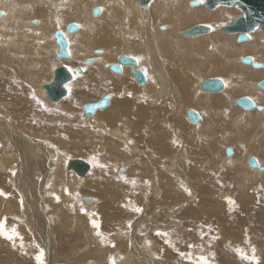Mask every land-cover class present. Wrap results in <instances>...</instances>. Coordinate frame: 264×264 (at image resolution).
Masks as SVG:
<instances>
[{"label":"bare ground","instance_id":"1","mask_svg":"<svg viewBox=\"0 0 264 264\" xmlns=\"http://www.w3.org/2000/svg\"><path fill=\"white\" fill-rule=\"evenodd\" d=\"M2 1L3 0H0V16H2L0 17V65L11 66L10 70L12 71H13L12 67L15 66L14 70L19 71V68L16 67L17 65H19V63L15 62L14 64L13 59L8 58L11 55H13L14 57L17 58V60H19L20 55L22 54L27 59L33 61L31 68L29 67L31 64H29L28 66L32 73V84H36V81H38L39 79L40 80L44 79V81L43 80H41V82L39 81V84L41 83L39 86V90H40L39 93H42L45 99H46V93H45L46 91L44 90L43 86L53 81L54 74L57 69L66 68L74 76L73 81L66 84V88L68 89L69 93L70 91L74 90L73 96L65 100L66 98L70 96L68 94V96H66L62 100L63 102L61 101L59 105L56 104L55 105L56 107L50 110V112L55 115L67 116L68 119L66 118L67 119L66 122L65 123L63 122V123L68 128L63 129L62 126H60L62 127V129H58V127L54 128L49 123L50 121L49 119L48 121H46L42 117L39 118L38 120H35L33 118L34 121L32 123L31 121L28 122V119L30 120L31 118L30 117L31 114L36 115L37 106H39V103L37 100L38 98H36L32 94L28 96V100L25 99L26 97L25 98L23 97L25 100L23 98L21 100L16 98L17 100H19V106L10 113L11 117L9 118L12 121L15 120V122H19L20 124L24 122L21 124L22 127L20 126L22 129H26L24 127L29 126L35 132H39V133L40 131L47 132L49 130L53 133V130H55L56 133H60V136L62 134L65 135L69 133L70 131L76 130L74 129L75 127H77L78 128L77 130L80 132L81 127H83V126L78 125L80 121H83V122L87 121L91 123L94 121V124L92 125V127L91 126L89 127L91 128L95 127V129H96V125L98 124H100V126L102 127H105L106 130H111L112 127L117 126L119 128L112 131V134L114 135V137L112 138L114 139L116 137L117 138L116 141L114 140L111 141L109 136L106 137V135H104L106 132H103L104 136L101 138L102 136L101 135L100 140H99L102 142L103 146H100L101 148L98 149L96 146L93 145L94 147L92 148H94L95 150H98V152L100 153L109 151L110 153L114 154L117 157V159L115 157L114 158L116 159L115 162H118V163H121V159L123 161L125 160V158L127 159V157H125L124 154L116 153V150H113L110 147H106L104 145V142L106 143V142H109L110 140L109 143H111L112 145L114 144L116 146H120L122 148H127L128 145H130L131 143L136 146V147L134 146L135 148H139V144H142V143L143 145L144 144L146 145V146L144 145L145 149L142 154L145 157H146L145 153L147 154L148 163H139V165L135 166L136 162L139 159L127 160L130 162H126V164L122 166L120 165L119 167L117 165V169L115 172L114 170L116 168L115 162L112 161L110 165H107V163L102 164L100 162H97L96 164L90 158V160H87V162L92 164V170L91 172H89L88 176H86L87 178L85 177L86 179L85 178L82 179V178H79L73 171H70V172H73L74 175L69 174L70 172L68 170V167H69V163L73 160H76V159L86 160L88 159V156H92L93 152L91 150H88L89 148H87L86 145H89V144H86L85 145L86 152L83 155L87 157L79 155L76 158H73L70 162H68L66 172H68L69 175L67 176L68 177L67 179L65 176H64L65 179L62 177L64 172L61 171L62 172L61 174L62 182L70 181V184H72L73 187H75L76 185L78 187L82 186L84 190H87L88 192H92L93 194L99 191L97 192L99 194L98 196L103 198L102 199L103 203L102 205H100L98 203L99 198H97L95 195L88 194V196H90L88 197L87 195L83 194L80 198L83 206H85L86 208H90V209H93L94 207L97 210H99L102 206L107 205L105 201L113 200L112 192L113 190L116 189L117 186H119V188L122 190L123 188L121 187L123 186L130 188V186H128L129 184L127 185L129 181L132 184V189H133L132 192L134 193L135 190L139 188L138 186L141 182L143 173L149 174L150 171H147V170L152 168L153 162L155 161V157L157 158V156H159L160 158L158 163L157 162L154 163L155 166L158 167L159 170H160V167L163 168L162 162L164 161L166 149L170 150V152L172 153V157L175 158L176 156L174 162L171 160V158H169L170 160H166L167 164H169V169L174 170L173 171L174 174H176L177 172L181 174L179 178L174 176V178H177V179L173 183L168 184L165 187V191L171 190L172 193L173 191L176 193L172 197H169L167 193H165L166 195H163L162 194L163 190L162 191L156 190V186L155 187L151 186L152 184L155 183L151 180L152 181V184H150L151 193L152 192L154 193L153 199L155 201L156 200H161L164 202L169 201V203L170 201H172L175 203L174 205L166 204L164 207L159 208V211L161 210V212L157 210L158 214L163 212V220L167 219V216L169 214L168 212L166 213V210L173 209V208H175L177 211V217L175 218L173 217V220L180 219V210L184 209L183 207H184L185 201H182V198L179 196L178 193L186 184L189 189V198L187 201L188 202L190 201L186 208L193 210L191 208L194 205L193 197L195 196L197 198L198 195H197V192L195 191L194 185L191 184L192 180L188 181V179L186 180V177L184 176L183 171L184 169L186 170V166H191L195 164L197 167V170H196L197 178L200 181L206 178L209 181L213 182L214 185H217V186H219L220 182H226V181H222L225 177H223V179H215L214 177H212L213 174L211 176V173H215L216 171L219 172V170L223 166L228 168L231 171V173L236 177L242 176L244 178L251 179L250 181H254L258 178L259 182L260 181L264 182V90L259 87V84L261 82H264V53H263L264 50L263 51L261 50L262 52L260 51V48L264 49V31L262 32L259 30V31L250 33L248 35V41L246 42L238 41L239 34L230 35V34L225 33L223 31V28L230 25L227 22V18H231L232 16H238V18L241 17L242 14L239 11L235 9H230L229 7H226V6H218L215 8V10H211V11L207 9H206L207 11H205L204 10L205 7L201 5L195 8L189 6L191 2H199L198 0H169V1L168 0H153L147 7L142 6L139 0H123V1L120 0V4H126V6L124 7L125 8L124 12L123 11L121 12L122 17L124 19L127 18V21H126V19L124 20V19L119 18V15H120L119 11L121 8L118 10V13L114 10V8L118 7L116 5V0H71L69 1L70 2L69 5H66V3H68L67 2L68 0H63L64 7L67 8L66 10L68 12L71 11V13L73 12V14L68 13V15L66 16L67 19L64 20V22L62 23L60 20V14H61L60 13V7H61L60 0H4V4L1 3ZM61 4L63 3L61 2ZM97 7L101 8V13L99 17L94 18L93 10ZM11 11H13V14ZM185 11L187 12L190 11L189 13H187L188 14L187 17H184ZM7 13L9 14V16ZM225 16H228V17L226 18ZM1 18H5V19H1ZM61 18L64 19L63 16ZM20 20L22 21V23H21V26L19 27ZM33 21L37 22V24H33L32 23ZM29 23H31V25ZM72 23L78 25L79 27L78 32H75V33L68 32V28ZM121 23H124V24L121 25ZM31 26H33V28H35L40 33L39 39H38V36H39L38 33H36L37 38H35L33 35L31 36L29 34L30 31L29 33L27 32L29 35L25 34L24 32L25 30L33 29ZM121 26H123V28ZM195 26H205L209 29V33L207 35L198 36V37L186 36L185 34L188 33ZM161 28L164 31H162ZM19 29H20V32H19ZM122 29L123 31H125L124 33H122ZM56 32L57 34L61 33L62 35L67 37L66 39H68V58L59 57L60 47L57 45V42H56L57 41V39L55 38ZM257 34H259V36H257ZM235 36H236V40H232L233 38H235ZM3 37L6 38L5 40L6 43H3V41H1ZM254 38H255V41L253 40L254 41L253 43L251 39H254ZM116 39H118V41ZM146 48L148 49V52L145 51ZM241 49H243V52H244L243 56L240 59H233L232 56ZM19 52L21 53L19 54V56L15 55L16 53H19ZM192 56H194V58H190ZM122 57H126L127 59H131V57H133L137 60L138 66L136 68L141 69L146 75L147 83L144 86L142 87L139 86L134 80V78L132 77L133 76L132 67L122 66L120 64V59ZM246 57H251L253 60V64L261 65L262 67L255 68L253 65H244L242 63V60ZM53 58L57 59L56 60L57 65L54 69H52L53 73L50 76L47 70L49 68V65L50 64L52 65ZM51 59H52V62H51ZM90 61H91V64H88L87 62H90ZM243 65L249 68V70L259 75H255L251 78L243 79ZM39 66L41 67L40 70H38ZM107 66H108V69H107ZM115 66L120 67L123 70V72L119 75L115 74L112 71L115 68ZM29 68L27 70H29ZM78 68H82L81 74H76V71L78 70ZM35 70L39 71L37 73L38 74L40 73V74L35 75L36 73ZM49 70L51 69L49 68ZM14 74L15 73L13 72V75ZM11 76L12 75L7 74L6 78H10ZM1 78L3 80L5 79L3 77ZM15 79L13 82H15ZM83 79H85V82L86 80L88 82V83H85L84 85L85 89L83 88V86L79 85V84H83L81 82ZM210 79L220 80L224 86L223 90L220 91L219 93L204 92L201 86L203 85L204 82ZM198 80H200L199 86H197ZM101 81L103 83H101ZM101 84H104L106 88L103 87V85ZM136 84L141 88L137 87ZM99 85L102 88L99 87ZM88 87L90 88L92 92L90 94L91 96L93 95L98 96L96 99H85L86 97L92 98L91 96H88L87 94V91L89 89ZM95 87H96V90H94ZM156 88L159 89V92L156 94V96L155 94L143 95L144 90L151 91L153 89L156 90ZM4 90L5 89L3 88V91ZM26 94L24 95L27 96L28 94L27 95ZM99 94H100V97H99ZM173 94L174 95L176 94L175 97L173 96ZM105 95L111 98L109 106L106 109L98 112L93 118L85 119V116H83L84 114H82L84 105L87 103H97ZM119 95H123V97L120 98ZM172 96H173V100L171 101L172 103H174L176 107L178 105L184 104L186 105L185 107H187V109H185V111L180 110L179 112L177 111V109H174L173 112H175V116L173 119L172 118L169 119L168 116L170 114H173V112L170 113L169 108H167L168 106L166 103L170 102V98ZM165 98H167V100H165ZM242 98L243 99L246 98L247 100H249L253 104V109L244 110L238 107L237 101H239ZM233 103L235 104V106L233 105ZM68 104L71 105L76 110L78 107H80L79 112L81 113L80 116L82 117H80L79 114L78 116L79 118H81V120L78 118L76 113H73L74 112L73 110H71L72 112L69 111L71 108L68 111L67 109L65 110L62 108ZM190 110L198 112L200 120L196 124H191L188 121L187 113ZM216 111H219V113L214 114ZM2 112L4 113V111ZM165 112H167L166 115H165ZM53 114H43V115L49 116ZM219 115H220V118L217 119V116ZM180 116L183 120V123H184V120H186L185 121L186 125L184 124L185 129L180 130L182 134L180 135L177 134V129L179 128H176V126H173V127L171 126L172 128L168 127L167 130L163 131L164 123L161 122L163 118H166L165 120L168 121V123L167 122L166 123L169 126V123H171L172 120H173L172 123H176L175 121L176 119H178L177 117H180ZM4 118H5L4 116L3 118L0 117V122H2L0 123V126L2 124L1 126L2 130L4 131L5 129L6 134L7 135L10 134L11 139L14 140L18 148L17 149L18 155L23 154L25 152L24 153V157H25V155L27 154L26 151L29 146L35 151L37 148L33 143L25 142V140H27V139L24 140L25 138L24 135L26 133L24 135L21 134L19 131L18 133H15L14 132L15 130H12L11 126L9 128V126L6 123L4 124L3 122ZM224 121H226V123H224ZM232 123H235V125L236 124L241 125L245 132L243 133V132H238L237 130H232ZM178 124H181V123H178ZM148 125L152 127L153 132L157 134V136L154 139H151L147 132L142 131V129L145 131ZM139 126H141V129H139ZM122 130L123 132H127L125 135L129 138V139L127 138L128 140L124 137V134H122L123 133ZM91 131L93 132V130ZM97 132L99 133L101 131H97L96 129V134L98 136ZM186 132H190V134L194 133L195 136L194 134L192 135L186 134ZM88 133H89V136L90 135L92 136V134L90 133V129H88ZM40 134L42 135V133ZM84 134H86V132ZM18 135H20V137L22 138H18L17 137ZM182 135H186L187 149L180 151L181 149L180 144L182 146L185 143L175 142V138L177 139L182 138L181 137ZM214 137H218V139L222 137V139L219 142L217 141L215 143ZM45 138L46 137H44V139ZM63 138H65V136H63ZM95 139H97V137H95ZM103 139H106V141H104ZM21 140L24 142L23 144L25 147L24 150H21L19 148V146L21 145ZM152 140L159 142L158 144L163 145V147H161L160 145L157 148L155 157L152 155L153 152L150 153L151 145L149 146L150 149L147 147L148 142ZM27 141H29V139ZM35 143H38V142L35 141ZM78 143L80 144L81 142L78 141ZM176 143H179V144H177L176 146L174 145ZM218 143L223 144L222 146L223 148L222 147L221 148L223 149L222 153H223L224 158L221 161H218V156L220 155V150H221L220 145ZM165 144L171 145V147L167 146V148L165 149L166 147ZM83 146H79V149L83 148ZM46 147L48 148L49 152L52 151V148L49 149L50 147H48L47 145ZM195 147H198V152L201 154L202 160H198L196 158L197 152L193 151V148ZM43 149L46 150L45 148H42L41 150ZM94 149L92 150L95 152ZM228 149L232 150V155L230 157H227ZM44 150L35 152V154L37 155L35 156V162L37 164H41L42 167L47 164L46 158H44L45 160L43 159V156L47 155V151H44ZM65 151H68V150H65ZM137 153L139 152L135 149L134 155H131V154L129 155L133 156V158H136ZM104 154L106 153H103V155ZM93 157L95 156L93 155ZM190 157H193V159L190 160L189 159ZM250 158H253L256 160L257 165H258L257 169H249V167L247 166L248 165L247 161ZM6 160H3V162H5ZM24 160L26 162L25 165L27 164L28 166V161L25 158ZM108 160L106 161L104 159L102 161L108 162L109 164L110 162ZM243 160H244V166H240V163ZM54 164L55 163L50 164L51 170H53L54 172L57 169L59 172V169L61 170V167H62L61 164H57L56 169H55ZM134 166H135L134 169L135 171H137V173L136 174L132 173V174L134 176L133 179L135 177L137 178V184L136 183L133 184L134 181L132 182L131 180H129L131 176V169ZM1 168H4V163H2V165L0 164V169ZM111 169L113 170L111 171ZM109 170L112 172V173L110 172L111 175L108 173ZM120 172H123V173H120ZM139 172L142 174H140ZM189 172L191 174V169L189 170ZM231 173L229 172L228 174H231ZM186 174H188V170H186ZM221 174H225V173L222 172ZM170 176H172V174ZM155 177H156V174H155ZM20 179L21 177L19 176L17 182ZM67 182L64 185H67ZM19 185L22 187V184L19 183ZM107 185H108V188L106 187ZM82 187L79 188L78 191L76 190L77 193L80 192L81 190L82 192L85 193ZM39 191L41 193V188ZM132 192L131 194L126 195L125 197L132 196L133 195ZM23 193L25 194V198L28 199V197H26L25 191ZM116 194H119V193H116ZM35 198H37V196ZM85 198H89L90 201L85 202L84 200ZM41 199L43 202L44 198L42 197ZM65 199L68 200V199H71V197L67 196ZM34 200L35 199L31 201H34ZM218 200H221V199H218ZM203 205L205 206V204ZM44 206L42 207V215H39V216L42 219L43 225H44V232H43L44 246H47L46 244H48L49 242V237H50L49 235L51 234V230L48 227V224L46 225L47 219H46V216L44 215V213L46 212L44 210ZM210 206H213V205H210ZM118 207H119V211H117L118 208L116 209L115 205L112 203L110 208L106 210L107 214L106 215L103 214V216L106 217L107 221L109 222L106 228H112L110 220L113 218V215H117L118 213L122 216L121 218L122 221L128 222L130 220L131 212L129 208L127 206L121 208L120 202L118 204ZM262 208L264 210V206ZM204 214L205 213H203L202 211L196 210L193 216L190 215V223L187 220H184L183 226L188 227L189 225H191L192 228H198V225L195 223H198V219L199 221L203 220L202 216H204ZM145 216H148V215L145 214ZM36 218H38V215ZM173 220H171V222ZM141 221L142 219H140V221L136 223V225L139 224ZM126 225L127 224L119 225L118 227L123 228L124 226L126 227ZM168 225L166 226L164 224L162 228H165V227L169 228ZM182 231L184 232V230ZM178 232L179 230L177 231V233ZM193 233L194 232H192V234ZM178 236L179 235H177V237ZM204 236H206V234ZM89 237H91V234ZM254 240H255L254 236H251L249 238L248 244L251 245ZM190 241L191 240H189V242ZM172 242H173V239H172ZM181 242H186V240L181 241ZM163 247L165 248L164 250L165 256L163 254V256H161L163 258L160 257L161 259H163L162 263L163 264H173V262L169 263L168 262L169 260L164 261V257L165 258L168 257L171 260V259H174L173 256L176 254L172 256L171 254L173 252L169 250V247L167 248L165 247V245ZM196 248H200V247L198 246ZM47 249H48V252L51 253V245H49ZM168 251L172 253H169ZM192 255L190 253L185 255V257H187L186 261L188 260L187 264L196 263L192 261L193 259ZM129 257L133 258L132 260L134 262V257H131V256ZM119 259L124 260L125 256H123L120 253ZM136 259L141 260L140 258H136ZM140 262H142L143 264H148L145 261H139V263ZM128 263L125 260L122 262V264H128Z\"/></svg>","mask_w":264,"mask_h":264},{"label":"rangeland","instance_id":"2","mask_svg":"<svg viewBox=\"0 0 264 264\" xmlns=\"http://www.w3.org/2000/svg\"><path fill=\"white\" fill-rule=\"evenodd\" d=\"M69 1H71V0H68L67 1L68 3H66V5L70 4ZM61 2L63 4H61ZM1 3L4 4V0ZM60 5H61L60 13L62 14V15L60 14V20L63 23L64 20L67 19L66 16L68 15V13L73 14V12L71 13V11L68 12L66 10L67 8L64 7L63 0H60ZM116 5L118 7H116L117 9L114 8V10L118 13V10L121 8L119 11L120 12L119 18L124 19L121 15V12L122 11L124 12V10H125L124 7L126 6V4H120V0H116ZM230 9H235L242 14V12L239 9H236V8H230ZM25 10H27V9H25ZM61 10H63V11H61ZM204 10L207 11L205 8H204ZM11 12L13 14V11H11ZM189 12L190 11H188V12L185 11L184 17H187V15H188L187 13H189ZM8 16H9V14H8ZM23 16H25V15H23ZM62 16L64 17V19L61 18ZM0 17H2V16H0ZM225 17L227 18L228 16H225ZM1 19H5V18H1ZM125 19L127 21V18H125ZM237 19H238V16H232L231 18H227V22L231 25V24L235 23ZM21 23H22V21L20 20L19 27L21 26ZM32 23L37 24V22H34V21ZM29 24L31 25V23H29ZM123 24L124 23H121V25H123ZM30 25H28V26H30ZM31 27L33 28V26H31ZM121 27L123 28V26H121ZM161 30L164 31L162 28H161ZM29 31H30V33H29ZM19 32H20V29H19ZM24 32L27 35H29V34L31 36L33 35L35 38H37L36 33H38L39 34L38 39L40 37V33L35 28H33L32 30H25ZM124 32L125 31H123V29H122V33H124ZM257 33H259V32H257ZM257 36H259V34H257ZM256 38H258V37H256ZM5 40H6V38L3 37L1 41H3V43H6ZM116 40L118 41V39H116ZM232 40H236V36ZM251 40L255 41V38L251 39ZM238 41H239V39H238ZM254 41H253V43H254ZM261 50L263 51L264 49L260 48V51ZM145 51L148 52V49L146 48ZM263 53H264V51H263ZM17 54H21V53L19 52V53H16L15 55H17ZM242 56H243V49L239 50L236 54H234L232 56V58L233 59H240ZM8 58L13 59L14 64H15V62H18L20 67H19V65H17L16 67L19 68V71H15L14 70L15 66H13L12 67L13 71H12V70H10L11 66L0 65V76L5 78L4 79L5 81H4L0 77V80H1L0 81V86H1L0 90H2V91H0L2 93V94L0 93V100H2V101H0V117L1 118H3V116L5 117L4 121L3 120H1V121H3L4 124L6 123L9 126V128L11 126V129L15 130L14 131L15 133H18V131H19L23 135L25 133L28 134V135H26V134L24 135L25 136L24 140L29 139V141L25 140V142L33 143L37 149L34 151L29 146L27 151H26L27 154L25 155V157H24L25 152L23 154L18 155V152H17L18 148H17L14 140L11 139L10 134L9 135L6 134V131L4 128H3L4 131L2 130V127H1L2 124H1V126H0V164L2 165V163H4V168L0 169V193H3V194H0V264H40V261L37 260V256L39 255L41 250L45 254L44 255V264H113V258L115 259V264H122V262L124 260L127 263L130 261L129 262L130 264H143L142 262L139 263V261H145L148 264H163L162 263L163 259H161L163 257H161V256H163V254L165 256V251H164L165 248L163 247L164 245L167 248L169 247V250L173 252L172 253V252L168 251L169 253H172L171 254L172 256L174 254H176L173 256V258L175 260L174 259L170 260L168 257H166V258L164 257V261L169 260L168 262L169 263L173 262V264H187L188 260L186 261L187 257H185V255L188 253H190L191 255L193 254L192 255V257H193L192 261L196 262L195 264H201L202 263L201 259H200L201 257H204L209 264H264V216H263L264 210L262 208L264 206V182H261V181L259 182L258 178L254 181H250L251 179L244 178L242 176L236 177L231 173V171L228 168L223 166L225 169L222 167L219 170V172L216 171L215 174H213V177H216L217 179H223V177H225L222 181H226V182H220L219 186H217V185H211L210 186L209 185V187H208V185L203 184L197 178V175L195 174L196 171L191 176V174L189 172L190 166H186V170H188V174H186V170L184 169V171H183L184 176L186 177V180L187 179H188V181L192 180L191 184L194 185L195 191L197 192V195H198V197H197L198 199L195 196L193 197L194 198L193 199L194 205L193 206L191 205L192 206L191 208L193 210H191L190 212H191V214L192 213L194 214L196 212V210L202 211L203 213H205L204 216H202L203 220L199 221V219H198V223H195L198 225V228H192L191 225L188 226L189 228L183 226L184 220H187L190 223V213L186 214L184 212V209L188 206V204L190 202V201L189 202L187 201L189 198V189H188L187 184L178 193L179 196L182 198V201H185L184 207H183L184 209L180 210V216L181 217L178 221L173 220V217L174 218L177 217V211L175 208L166 210V213L167 212L169 213L168 214L169 217L166 214L167 219H165V220H163V212L160 214L157 213V210L159 211V208L164 207L166 204H168V205H174L175 204L172 201H170V203H169V201L168 202L167 201L164 202L161 200L155 201L153 199L154 193L153 192L151 193V186H153V187L156 186V190H161V191L163 190V192H162L163 195H166L165 193H167V195H169V197H172L176 194L174 191L172 193L171 190L165 191L166 185L173 183L177 179V178H174V176L179 178L180 174H181V173L179 174L178 172L176 174H174L173 173L174 170L169 169V164H167V162H166V160H170L169 158H171V160L174 162L175 158H176V156H175V158L172 157V153L170 152V150L166 149L167 146L171 147V145L165 144V146H166L165 152L166 153H165L164 161L162 162L163 168L160 167V170H159V168L156 167L154 163L155 162L158 163L160 158H159V156H157V158L155 156H156L157 148L160 145H161V147H163V145L158 144L159 142H156L154 140L148 142L147 147L149 148V146L151 145L150 146L151 149L150 148L149 149H150V153L153 152L152 155L155 157V161L153 162L152 168L147 170V171H150L149 174L143 173L142 178H141V182L138 186L139 188H137L134 193L132 192L133 191L132 184L129 181L127 183V185L129 184L128 186H130V188L123 186L124 185L123 184V185H121V186H123V187H121V188H123V190H124L123 191L122 189L119 188V186H117L116 189L113 190V192H112L113 200L112 201L111 200L105 201L107 203V205L102 206L99 210H97L94 207H93V209H90V208H86L85 206H83V204L80 200V198L83 194H85L87 196H88V194L95 195L97 198H99L100 202L98 201V203L100 205H102V203H103L102 199L103 198L98 196L99 194L97 192H99V191H97L95 194H93L92 192H88L87 190H84V188L82 186L78 187L76 185L75 187H73L72 184H70V181H68V182L67 181H65V182L61 181L62 180L61 174H62V172H64L62 175V177L64 179H65V177L67 179L68 178L67 176L69 174L74 175L73 172L69 171L70 172L69 174H68V172H66L68 162H70L73 158H76L79 155L85 156L83 154H85V152H86L85 151V145L86 144H89V145H86V147L89 148L88 150H91L93 152L92 156H88V159H86V160H90V158H91L93 160V162H95L96 164H97V162H100L102 164L107 163V165H110L112 161L115 162L117 157L114 154L110 153L109 151H106V152H103V153H106L103 155L102 152L100 153V152H98V150H95L92 147L96 146L99 149V148H101L100 146H103L102 142L99 141L101 135H102L101 138L104 135H106V137L109 136L111 141L112 140L116 141V139H117L116 137L114 139L112 138V137H114V135L112 134V131L118 129L119 127L114 126L111 128V130H106L105 127H102V126H100V124H98V125H96V129H97V131H101L99 133L97 132L98 136H99L98 137L96 134L95 127L91 128L92 125L94 124V121L92 123L87 122V121H86L87 123L80 121L78 123V125L83 126V127H81V131H80L82 133H80L77 130L78 128L75 127L74 129H76V130L70 131L69 133H67L65 135L62 134L63 136H65V138H63L62 135H61L62 136L61 137L60 133H56L55 130H53V133H55V134H53L49 129L48 130L50 132L49 131H47V132H44V131L41 132L40 131V133H42V135H41L39 132H35L29 126H27L29 129L27 127H24L26 129H22L21 124L24 122H22L20 124L19 122H15V120L12 121L9 118V117H11L10 113L12 111H14L15 108H17L19 106V100H21L23 97L24 98L26 97L25 99L28 100V96H30L31 94L33 96H35L36 98H38L37 100H38L39 106H37L36 115L30 113L31 118H30V120L28 119V122L31 121V123H32L34 121V119L38 120L39 118L42 117L46 121H48V119H49L50 120L49 123L54 128L58 127V129H62V127H63V129L64 128L66 129L68 127L66 125H64V123L66 122V120L68 118H67V116H59V115H55V114L50 112V110L54 109L56 106L49 104L48 101L42 95V93H39L40 92L39 86L41 84V83L39 84V81L40 82H41V80L44 81V79H41V80L39 79L38 81H36V84H32V73H31L30 68L32 66L33 61L27 59L22 54L20 55L19 60H17V58L14 57L13 55L9 56ZM131 58H133V57H131ZM190 58H194V56H192ZM14 59H16V60H14ZM56 60L57 59L53 58V62H52V59H51L52 65L51 64H50L51 66L49 65V68L51 70H49V68L47 70L50 76L53 73L52 69H54L57 65ZM54 61H55V63H54ZM53 63H54V65H53ZM87 63L91 64V61L87 62ZM29 64H31V65L29 66ZM28 68H29V70H27ZM38 68L37 69L40 70L41 67L39 66ZM78 69H82V68H78ZM107 69H108V66H107ZM2 72H3V74H2ZM13 72L16 75L18 74L17 75L18 77L15 74L13 75ZM35 72H34L35 75L40 74V73L39 74L37 73V72H39L37 70H35ZM7 74H10L12 76L10 78H6ZM15 78H17V79H15ZM14 79H15V82H13ZM81 82L83 84H79V85L83 86V88H84L85 83H88L87 80L85 82V79H83ZM199 82H200V80H198L197 86H199V84H200ZM101 83H103V82L101 81ZM3 85H4V87H3ZM101 85H103V87L106 88V86L104 84H101ZM136 86L139 87L137 84H136ZM6 87H8V88H6ZM99 87H101V86L99 85ZM3 88L5 89L4 91H3ZM139 88H141V87H139ZM19 89H20V91H19ZM94 90H96V87L94 88ZM153 90H151V91L150 90H144L143 95L155 94V96H156V94L159 92V89L156 88V90H154V91ZM91 93L92 92L89 88L87 91L88 96H91L90 95ZM24 94H26L27 96H25ZM73 94H74V90L70 91V93H69L70 96L68 98H66L65 100L69 99L71 96H73ZM175 95L173 94L174 97H175ZM4 96L5 97L7 96V97L5 98ZM105 96H107V95H105ZM173 96L170 98V102L166 103L168 106L167 108H169L170 113H172L174 109H177L178 112L180 110L185 111V109H187V107H185L186 105L181 104V105H178L177 106L178 108H177L174 105V103H172L171 100H173ZM91 97L92 98L86 97L85 99H96L98 96L93 95ZM99 97H100V94H99ZM119 97L122 98L123 95H119ZM16 98H18L19 100H17ZM165 100H167V98H165ZM20 102H22V101H20ZM43 105H45V106H43ZM233 105L235 106L234 103H233ZM62 108L65 110L67 109V111L71 108L69 110L70 112H72L71 110H73L74 111L73 113H76L77 116H78V114H79V116L81 115V113L79 112L80 107H78L76 110L75 108H73L71 105L68 104ZM2 111H4V113ZM1 112H2V114H1ZM22 112H23V110H22ZM166 113L167 112H165V115H166ZM218 113H219V111H216L214 114H218ZM43 114H53V115L44 116ZM82 114H83V112H82ZM79 116H78V118H79ZM174 116H175V112H173V114H170L168 116V118L173 119ZM181 116L177 117L179 120L178 119H176V121L174 120L176 123H172L173 120L172 121L170 120L171 123H169V126L167 124L168 121L165 120L166 118H163L161 121L162 123H164L163 124V128H164L163 131L167 130L168 127L172 128L173 126H176V128H179V129H177V134H179V135L182 134L180 132V130L185 129L184 124L186 125V123H185L186 120H184V123H183ZM80 117H82V116H80ZM21 118H22V116H21ZM180 118H181V120H180ZM219 118H220V115L217 116V119H219ZM79 119L81 120V118H79ZM85 119H86V117H85ZM87 119H89V118H87ZM177 122L181 123L183 128H182L181 124H178ZM0 123H2V122H0ZM224 123H226V121H224ZM60 126H62V127H60ZM89 126H91V127H89ZM179 126H181V127H179ZM88 129H90V133L92 134V136L91 135L90 136L92 138L89 136ZM139 129H141V126H139ZM83 130H85V131H83ZM91 130H93V132ZM232 130H237L238 132H243V133L245 132L241 125H237V124L235 125V123H232ZM142 131L147 132L151 139H154L157 136V134L153 132L152 127H150L149 125L146 127L145 131L143 129H142ZM185 131H187V130H185ZM85 132H86V134H84ZM103 132H106V133L104 134ZM122 132H123V130H122ZM126 133L127 132H123L122 134H124V137L127 139L128 137L125 135ZM95 134H96V136H95ZM186 134L192 135L194 133L190 134V132H186ZM20 135H18L17 137L22 138V137H20ZM194 136H195V134H194ZM44 137H46V138L44 139ZM95 137H97V139H95ZM181 137L182 138H178V139L175 138V142L185 143L182 146L180 144V148H181V149L179 148L180 151L187 149L186 135H182ZM184 138H186V139H184ZM15 139H17V138H15ZM92 139H93V141H92ZM221 139H222V137L220 139H218V137H214V140H215L214 142L215 143L217 141L219 142ZM103 140L106 141V139H103ZM110 140H109V142H110ZM35 141H37L38 143H35ZM78 141L81 143L79 144ZM109 142H106V143L104 142V145L106 147L112 148L113 150H116V153L124 154V156L127 157V159L125 158V160H123V161L121 159V163L115 162L116 163V165H115L116 168L114 169L115 172L117 169V165L119 167L120 165L122 166V165L126 164V162H130L127 160L141 159V160H143L142 163H145V162L148 163L147 154L145 153L146 157L142 154L144 149H145V147H144L145 144L143 145V143L142 144L137 143V144H139V148H135L136 146L131 143L130 145H128L127 148H122V147L116 146L114 144H113L114 145L113 146ZM153 142H154V144H153ZM96 143H98L99 145ZM23 144H24V142L21 140V145L19 146V148L21 150L25 149ZM83 144H84V146H83ZM177 144H179V143H176L174 145L177 146ZM46 145L48 147H50L49 149L52 148V151L50 150L51 152H49ZM219 145H220V147L223 146V144H221V143H219ZM79 146H83V148L79 149ZM256 146H258V145H256ZM155 147H156V149H155ZM42 148H45L46 150H44V149L43 150L47 151V155L43 156V159L46 158L47 164L43 167L41 166V164H37L35 162V156H37L35 154V152L43 151V150H41ZM118 148H120V149H118ZM222 148L220 150V155L218 156V161H221L224 158L223 153H222V150H223ZM92 149H94L95 152ZM135 149L139 153H137L138 156L136 155V158H133V156H131V155H134ZM65 150H68V151H65ZM123 150H125V151H123ZM193 151L197 152L196 155H197L198 160H202L201 154L198 152V147L193 148ZM129 154H131V155H129ZM93 155L95 157H93ZM198 156H200V157H198ZM23 157L28 161V166H27V164L25 165L26 162H25ZM85 157H87V156H85ZM6 158H7V160H6ZM104 159L106 161L109 159L108 161L110 163L108 164V162L102 161ZM189 159L192 160L193 157H190ZM3 160H6V161L3 162ZM1 161H2V163H1ZM51 163H55L54 164L55 169H56L57 164H61V166H62L61 170L59 169V172H58V170L56 169V171L53 172V170H51V168H50ZM135 166H137V165H135ZM135 166L131 169V176L129 179L132 182L134 181L133 184H135V183L137 184V178L135 177L133 179L134 176L132 174V173H134V174L137 173V171H135V169H134ZM240 166H244V160L240 163ZM112 170L113 169H111V171ZM111 171L109 170V172H108L110 175L112 173ZM222 172L225 174H221ZM229 172L231 174H228ZM120 173H123V172H120ZM170 173L172 174V176H170L171 175ZM114 174H113V176H114ZM140 174H142V173H140ZM155 174H156V177H155ZM19 176L21 177V179L17 182ZM24 176H26V177H24ZM164 177H166V178H164ZM234 178H236V179H234ZM26 179H28V180H26ZM151 180L153 182H155V183L157 182V183L152 184ZM94 181H96V180H94ZM66 182H67V185H64V184H66ZM19 183L22 184V187L19 185ZM196 183H198V184H196ZM150 184H152V185L150 186ZM17 185H19V186H17ZM39 187L41 188L42 194L39 191L40 190ZM81 187L83 188V191H85V193L82 192V190L80 191L81 193L80 192L77 193L78 189ZM106 187L108 188V185ZM200 187H201V189H200ZM24 191H25L26 197H28V199L25 198V194L23 193ZM131 192L133 193L132 196L125 197L126 195L131 194ZM116 193H119V194H116ZM78 194H79V196H78ZM115 195H116V197H115ZM221 195H223V196H221ZM36 196L38 199L35 198ZM67 196H70L71 199H68V200L65 199ZM42 197L44 198L43 202L41 199ZM203 198H205V199H203ZM33 199H35V200L31 201ZM76 199H78V200H76ZM218 199H221V200H218ZM28 200H30V201H28ZM117 200H118V202H117ZM210 200H212V201H210ZM216 201H217V203H216ZM230 201L234 202V203H231ZM119 202H120L121 208H123L125 206H127L129 208V210L131 212V218L128 222L122 221V219H121L122 216L118 213L117 215H113V218L110 220L112 228H106L107 224L109 222L107 221L106 217L103 216V214L104 215L107 214L106 210L110 208L112 203L115 205L116 209L118 208L117 211H119V207H118ZM196 203L199 205H197ZM203 204H205L206 207ZM210 205H213V206H210ZM43 206H44V210L46 211V212L44 211L45 212L44 215L46 216V219H47L46 225L48 224V227L51 230V234L49 235L50 236L49 242H48V244H46L47 246H44V239H43L44 225H43L42 219L39 216V215H42V207ZM132 206H133V208H135L133 210L134 213H132V209H131ZM134 206H136V207H134ZM137 207H140V208H137ZM136 209H140L141 211H136ZM159 212H161V210ZM145 214L148 216H145ZM183 214H186V215H183ZM193 214L191 216H193ZM207 214H209V215H207ZM37 215H38V218H36ZM140 219H142V221L136 225V223H138L140 221ZM171 220H173V221L171 222ZM94 222H95V224L99 225V227H95ZM163 223L166 226L169 224L168 225L169 228L168 227H165L166 229L162 228V226L164 225ZM124 224H127L126 227L125 226L123 228L118 227L119 225H124ZM200 224H202V225H200ZM206 227L208 228V230ZM202 228H203V230H202ZM213 228H215V229H213ZM178 230H179V232L177 233ZM182 230H184V232ZM4 232L8 233V235H11L13 238L11 240H9L3 234ZM174 232H176V233H174ZM192 232H194V233L192 234ZM201 232H203V233H201ZM90 234H91V237H89ZM205 234H206V236H204ZM177 235H179V236L177 237ZM172 236H173V238H172ZM181 236L183 237V239L186 240V242L189 245L186 242H181V241H185L182 239ZM251 236H254V239H255L253 241V243L251 244L253 246L248 244L249 238ZM180 238H181V240H180ZM172 239H173V242H172ZM189 240H191V241L189 242ZM198 241H200L201 243ZM203 242H205V243H203ZM167 243L170 246H168ZM173 243L176 245H174ZM180 243L183 245H181ZM171 244H173V245H171ZM49 245H51V253H49L48 249H47ZM198 246L201 249L196 248ZM177 249H179V250H177ZM198 249L203 251V252L199 251ZM184 251H186V252H184ZM120 253L123 256H125L124 260L119 259ZM198 254L200 257L198 256ZM180 255L181 256L183 255L182 258ZM256 255H257V257H256ZM126 256H127V258H126ZM129 256L134 257V262L132 260L133 258H130ZM136 258H140L141 260H137ZM180 259H182V260H180ZM183 260H185L186 262Z\"/></svg>","mask_w":264,"mask_h":264},{"label":"water","instance_id":"3","mask_svg":"<svg viewBox=\"0 0 264 264\" xmlns=\"http://www.w3.org/2000/svg\"><path fill=\"white\" fill-rule=\"evenodd\" d=\"M141 5L147 7L153 0H139ZM169 1V0H168ZM199 2H191L189 6L197 7L204 6L205 9L211 11L215 10L218 6H226L229 8H236L242 12V16L239 17L235 23L228 25L223 28V31L230 35L239 34V42L248 41V35L255 31H264V0H198ZM101 10L95 8L93 10V17H99ZM79 31V27L76 24H71L68 28L69 33H75ZM209 33V29L205 26H195L193 27L186 36L198 37L204 36ZM57 45L60 47V58H68V42L64 35L61 33L56 34ZM244 65H253L255 68H261V65L253 64L251 57H246L242 60ZM120 64L122 66L132 67V75L134 80L139 86H144L147 83L146 75L144 72L136 68L138 66L137 60L134 58L127 59L122 57L120 59ZM135 68V69H134ZM115 74L119 75L123 72L120 67L115 66L112 70ZM82 70L78 69L76 74H81ZM74 76L66 68H60L55 71L54 79L51 83L43 86L46 91V99L48 103L52 105L59 104L66 96H68L69 91L66 88V84L73 81ZM223 83L220 80L210 79L203 83L201 86L202 90L206 93H219L223 90ZM259 87L264 90V82L259 84ZM110 104V97L105 96L102 101L95 104H87L83 109V114L86 118H93L97 112L102 111L108 107ZM238 107L244 110L253 109V104L246 98H242L237 101ZM187 118L189 123L196 124L200 118L198 113L195 111H188ZM232 155V150H227V157ZM248 167L250 169H257L258 165L255 159L250 158L248 161ZM92 166L89 162L83 159H76L69 163L68 170L73 171L79 178L84 179L91 171ZM85 202H89V198L84 199Z\"/></svg>","mask_w":264,"mask_h":264},{"label":"crops","instance_id":"4","mask_svg":"<svg viewBox=\"0 0 264 264\" xmlns=\"http://www.w3.org/2000/svg\"><path fill=\"white\" fill-rule=\"evenodd\" d=\"M248 50H249V48H248ZM248 52V51H247ZM243 54H244V52H243ZM17 56H19V54H17ZM255 75H259V74H257V73H255V72H253V71H251V70H249V68H247V67H245L244 65H243V79L244 78H251V77H253V76H255ZM100 112V111H99ZM196 112V111H195ZM98 113V112H97ZM196 113H198V112H196ZM96 115V114H95ZM219 144V143H218ZM221 148V147H220ZM200 155V154H199ZM198 157H200V156H198ZM197 158V157H196ZM198 159V158H197ZM84 160V159H83ZM87 161V160H86ZM143 161L141 160V159H139L137 162H136V165H138L139 163H142ZM195 162V161H194ZM146 163V162H145ZM247 164H248V161H247ZM105 165V164H104ZM91 166H92V164H91ZM248 166V165H247ZM190 169H191V175H193L194 173H195V171L197 170V167H196V165L195 164H193V165H191L190 166ZM250 169V168H249ZM92 170V169H91ZM91 172V171H90ZM196 174V173H195ZM212 174H215V173H211V176H212ZM88 176V175H87ZM213 177V176H212ZM87 178V177H86ZM85 178V179H86ZM215 179H217L216 177H214ZM201 182L203 183V184H205V185H214V183L213 182H211V181H209L208 179H202L201 180ZM90 197V196H89ZM134 207H136V206H134ZM131 208V207H130ZM137 208H140V207H137ZM132 213H134V209L135 208H133V206H132ZM187 209H188V211H187ZM187 209H185L184 210V212L187 214V213H190V215H192L191 214V210L189 209V208H187ZM91 215V214H90ZM183 215H185V214H183ZM182 215V216H183ZM181 217V216H180ZM176 221H178V220H176Z\"/></svg>","mask_w":264,"mask_h":264},{"label":"snow or ice","instance_id":"5","mask_svg":"<svg viewBox=\"0 0 264 264\" xmlns=\"http://www.w3.org/2000/svg\"><path fill=\"white\" fill-rule=\"evenodd\" d=\"M0 194H3V193H0ZM231 202V201H230ZM231 203H234V202H231ZM136 211H141L140 209H136ZM94 226L95 227H99V225L95 224L94 222ZM6 238H8L9 240H11L13 237L11 235H8V233L4 232L3 233ZM44 252L41 250V252L39 253V255L37 256V260L40 261V264H44ZM201 262L202 264H208L207 260L204 258V257H201ZM113 264H115V259L113 258Z\"/></svg>","mask_w":264,"mask_h":264},{"label":"flooded vegetation","instance_id":"6","mask_svg":"<svg viewBox=\"0 0 264 264\" xmlns=\"http://www.w3.org/2000/svg\"><path fill=\"white\" fill-rule=\"evenodd\" d=\"M97 8H99L100 10H101V8L100 7H97ZM72 24H74V23H72ZM77 25V24H76ZM78 26V25H77ZM56 34H57V32H56ZM56 34H55V36H56ZM65 38H67V37H65ZM67 40V42H68V39H66ZM135 59V58H134ZM105 97V96H104ZM103 97V98H104ZM100 101H102V99L100 100ZM99 101V102H100ZM110 101H111V98H110ZM98 103V102H97ZM87 104H95V103H87ZM87 104H85V105H87ZM85 105H84V107H85ZM109 106V105H108ZM84 109V108H83ZM249 161V160H248Z\"/></svg>","mask_w":264,"mask_h":264}]
</instances>
